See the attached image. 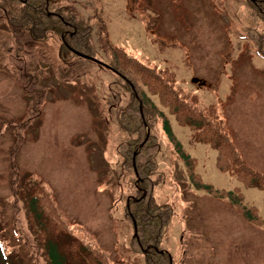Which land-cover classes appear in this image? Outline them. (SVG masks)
<instances>
[{"label":"rangeland","instance_id":"374dc122","mask_svg":"<svg viewBox=\"0 0 264 264\" xmlns=\"http://www.w3.org/2000/svg\"><path fill=\"white\" fill-rule=\"evenodd\" d=\"M57 2L91 26L93 59L107 63L110 44L147 67L170 70L200 107L215 106L242 159L264 174V59L256 34L238 17L239 0ZM123 83L112 70L62 52L53 35L36 42L14 36L0 14V240L9 264H45L17 195L26 174L47 184L69 222L112 260L134 259L122 207L131 197L120 173L125 134L116 121L126 104ZM148 97L202 183L239 191L243 205L264 217V189L219 171L215 149L195 142L190 127ZM155 134L162 175L155 197L171 209L163 245L172 264H264V232L226 200L195 189L161 124Z\"/></svg>","mask_w":264,"mask_h":264},{"label":"trees","instance_id":"16d2710c","mask_svg":"<svg viewBox=\"0 0 264 264\" xmlns=\"http://www.w3.org/2000/svg\"><path fill=\"white\" fill-rule=\"evenodd\" d=\"M239 2L238 17L256 34V54L264 59V0ZM59 7L57 0H0V14L14 36H26L36 42L53 35L60 41L62 52L76 56V51L92 58L91 26L72 11ZM107 47L110 58L104 64L124 80L122 88L126 98L116 121L125 134L118 147L120 173L128 181L131 194V199L122 206L123 217L132 228L128 251L134 259L130 264H172L163 245L171 209L157 203L155 197L162 180L155 161L158 124L185 164L192 186L226 200L248 224L264 232V217L254 206L243 205L239 191L215 189L203 184L193 173L194 159L183 152L171 132L167 116L148 96L157 97L159 105L175 117L178 125L190 127L195 142L215 149V165L219 171L235 175L245 188L264 189V174L249 168L242 159L215 106L200 107L196 99L175 85V76L170 70L147 67L122 49L110 44ZM135 79L141 81L142 87ZM21 179L17 195L26 206L27 224L45 264H118L86 230L69 222L47 184L34 174H26ZM6 246L0 240V264H9Z\"/></svg>","mask_w":264,"mask_h":264},{"label":"water","instance_id":"95a60500","mask_svg":"<svg viewBox=\"0 0 264 264\" xmlns=\"http://www.w3.org/2000/svg\"><path fill=\"white\" fill-rule=\"evenodd\" d=\"M74 53H75L77 56L81 57V58H84V59H90V60H92V61H94V62H96V63H99L98 61H96V60H94V59H92V58H90V57H87V56H85V55H83V54L77 53V52H75V51H74Z\"/></svg>","mask_w":264,"mask_h":264}]
</instances>
